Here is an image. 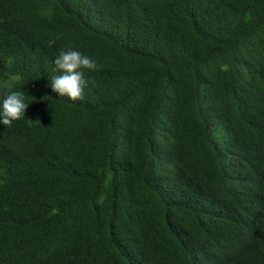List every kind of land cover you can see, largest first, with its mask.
I'll list each match as a JSON object with an SVG mask.
<instances>
[{
    "label": "trees",
    "instance_id": "trees-1",
    "mask_svg": "<svg viewBox=\"0 0 264 264\" xmlns=\"http://www.w3.org/2000/svg\"><path fill=\"white\" fill-rule=\"evenodd\" d=\"M10 91L0 264H264V0H0Z\"/></svg>",
    "mask_w": 264,
    "mask_h": 264
},
{
    "label": "clouds",
    "instance_id": "clouds-1",
    "mask_svg": "<svg viewBox=\"0 0 264 264\" xmlns=\"http://www.w3.org/2000/svg\"><path fill=\"white\" fill-rule=\"evenodd\" d=\"M53 63L61 74L51 79V90L59 97H67L71 101L83 99L84 88L87 86L84 72L97 71L100 67L90 57L72 49L62 50ZM28 104L24 92L10 91L0 103V124L10 127L13 121L24 118Z\"/></svg>",
    "mask_w": 264,
    "mask_h": 264
}]
</instances>
